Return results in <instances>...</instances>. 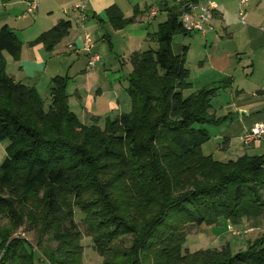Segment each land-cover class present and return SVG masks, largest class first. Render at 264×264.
Returning a JSON list of instances; mask_svg holds the SVG:
<instances>
[{
	"label": "trees",
	"instance_id": "1",
	"mask_svg": "<svg viewBox=\"0 0 264 264\" xmlns=\"http://www.w3.org/2000/svg\"><path fill=\"white\" fill-rule=\"evenodd\" d=\"M180 9L168 10L166 20L158 24L152 36L155 50L134 52L129 57L131 71L125 91L131 102L130 112L105 120L102 130L96 125L80 124L68 109L67 77L51 80L49 106L45 110L33 86L14 82L6 74L2 52L15 59L21 43L6 25L0 27V141L8 142L0 164V215L16 222L14 199L44 189L45 208L57 217L55 228L49 230L57 244V252L47 254L52 264L58 254L62 256L60 264H81V234L73 220V205L81 207L91 230L95 229L92 221L113 227L110 232L90 234L101 264H139V256L148 245L157 247L153 264H264L262 239L235 254L228 246L194 252L184 249L185 226H212L219 219L235 225L242 217L262 216L264 169L260 156L219 163L199 153V147L209 139L202 126L221 122L211 112V100L219 87L183 95L191 85L184 65L188 48L181 47L179 54L171 49L174 36L189 35L179 23ZM105 16L113 28L121 29L134 23L138 14L124 18L117 7L111 6ZM69 28L70 23L61 20L29 44L40 43L51 51ZM47 123L43 130L36 127ZM63 124L81 134L83 140L96 138V153L64 139L60 133ZM144 127L149 139H166L175 150L179 165L187 162L178 173H187L188 177L184 179V175L182 179L188 187L181 190L178 174L161 177V186L167 191L161 196L158 214L153 221L138 227L119 217L109 192L125 179L121 173L129 168L130 160L148 161L151 166L157 163V152L141 136ZM112 165L119 167L118 172L112 170ZM106 174L109 180L100 183L98 176ZM87 185L94 190L97 209H90L86 202V209L80 205ZM4 234H0V249L6 241ZM121 236L131 237L128 247L114 244ZM18 243L21 257L17 261L35 264L31 247L23 241Z\"/></svg>",
	"mask_w": 264,
	"mask_h": 264
},
{
	"label": "crops",
	"instance_id": "2",
	"mask_svg": "<svg viewBox=\"0 0 264 264\" xmlns=\"http://www.w3.org/2000/svg\"><path fill=\"white\" fill-rule=\"evenodd\" d=\"M29 1L0 0V27L6 25L21 43L20 53L15 59L2 52L6 74L14 82L33 86L40 97L43 92L49 96L51 80L57 76L67 77L68 84L69 80L76 82L77 96L79 88L89 85L94 97L92 101L80 105H83V121L85 125H90L96 119L102 125L105 120H113L131 109L126 88H122L120 83L123 78L127 81L131 71V54L140 53L146 44L155 42L152 36L158 24L166 20L167 11L179 8L187 0H157L159 4L156 5L148 4L151 2L149 0H34L38 4L32 18L34 20L25 26L31 17L25 16ZM213 2V30L206 36L198 34L210 49L208 52L204 50L201 69L189 80L191 85L187 91L191 94L203 88L219 87L211 104L219 106L228 121L235 120L230 125L233 130L223 133L221 148L227 150L230 144L228 136H237L251 126L264 122V32L260 29L264 26V0H249L244 24L237 19L235 0ZM75 4L85 6L86 18L83 21L73 11ZM111 6L117 7L124 18L135 13L138 17L134 23L115 29L105 16L106 9ZM16 9L21 12L15 18L11 11ZM159 12L165 15L157 24L155 18ZM61 20L68 21L70 28L51 51H46L40 43L29 44ZM85 34L91 39V52L98 57L93 68L87 66L88 53L83 43ZM80 62L85 63L83 68L79 66ZM215 110L216 107H212L211 112L215 113ZM244 147L245 151L252 149L254 152L252 155L246 153L250 157L264 155L263 140H254ZM261 194L264 200V186ZM223 221L227 232L228 222ZM217 226H220L219 222ZM234 226L239 232L257 234L252 239L230 243L221 234L213 235L211 226L190 225L196 238L202 241L195 242L194 247H199L195 251L228 246L231 252L235 248L241 252L256 239H262L264 246V214L260 217H242Z\"/></svg>",
	"mask_w": 264,
	"mask_h": 264
},
{
	"label": "rangeland",
	"instance_id": "3",
	"mask_svg": "<svg viewBox=\"0 0 264 264\" xmlns=\"http://www.w3.org/2000/svg\"><path fill=\"white\" fill-rule=\"evenodd\" d=\"M149 1L151 2H149L148 4H159L157 0ZM11 12L12 16H15L16 18L18 14L20 15L21 11L16 9ZM163 14V12L158 13L157 17L155 18L157 24L159 23L158 21L163 20V18H161ZM32 18L33 17L28 18L29 20L25 23V26L30 25L32 20H34ZM203 42V39L195 33L190 34L186 37H183L182 35H176L172 39L171 49L174 54H179L181 47L183 46L189 49L184 61L185 68L188 69L189 80L192 79L193 76L200 71L201 62L205 57L204 50L208 52L210 49L209 44L204 45ZM156 48V43L150 42L149 44L145 45L141 52L147 50H155ZM79 66L83 68L85 66V63L80 62ZM75 83L76 82L69 80L68 84L67 79V106L68 109L75 114L77 121L80 124L85 125L81 111L83 105H80L85 101H92V98L94 97L92 87H90L89 85H85V87L79 88L77 96L75 92L77 86ZM120 83L122 85V88L123 86L125 88L127 87V81H125L124 78ZM119 90H121L120 87ZM46 93L47 92H43L41 96L45 110H47L49 106V96ZM79 95L81 96V99L79 98ZM183 95L188 96L189 92L186 90L183 92ZM211 105L212 107H216L215 113L213 111L212 112L217 119L221 120V122L219 123V125L202 126V128L207 130L209 139L199 147V153L202 156L210 157L211 159H213V161L219 163H226L228 161L235 162L243 156L252 155L254 153L252 149H247L245 151V147L242 144V137L246 133H248L253 126L244 131L242 134L233 137L228 136V138H230L228 149L223 150L221 148L223 143V133H227L233 130V126L230 125H233L235 120L232 122L228 121L226 116H224L225 114H223L220 110L219 106H215V104ZM129 112L130 108L127 113ZM103 124L101 125L95 121H92L90 125H96L99 129L102 130ZM47 126L48 123L43 125H36L38 130H41L42 127ZM45 133L46 132H44V134ZM60 133L62 134L64 139L71 142L83 144L90 152L96 153V138L83 140L81 134L69 129L64 124L60 127ZM141 136L144 141L157 152V163L151 166L148 161L130 160L129 168L127 170H123L121 173L125 174V179L123 181L117 182L109 192L110 199L117 207V213L119 214V217H121L122 220L129 225L136 224L138 227H142L143 224L147 221H153L155 216L158 214L157 210L159 202H161V196L163 192L167 191L161 186V177L165 176L167 178L168 176L178 174L179 177L177 180L179 182V186H181V190L183 191L188 187L182 179L183 176L187 173H178L179 169L181 167L183 168V166L187 164V162H185L184 165L183 163L179 165L180 163L178 161V158L175 156L176 152L174 149L170 148L166 139L162 136L158 138L155 137L154 139H149L147 129L145 127L143 128ZM7 144V141H0V164L5 158V147ZM246 153L249 155H246ZM260 157H263L264 165V155H261ZM111 168L112 170H114V172H118L119 170V167H116V165H112ZM186 177L188 176L185 175L184 179ZM98 180L100 183L104 184L105 181H108L109 179L106 174L98 176ZM181 190L179 192H182ZM93 192V188L87 185L83 194V202L82 204L80 203V205L84 207L86 206L84 205V202H86L88 203L90 209H97L95 205L98 203V201H96V197ZM14 203L16 204L15 208L18 213L16 222L8 220V218H6L5 216L0 215V234L5 232L4 238L6 240L5 242H3V246L0 249V262L2 264H24L17 261L18 257H21V245L18 242L23 241L31 247V250H33L35 264H52L51 261L47 258V254L49 252H57V250L55 249L57 244L51 239L49 230L51 228H55L57 217L54 216V213L47 212L45 208L44 189H38L37 192L31 195L23 196V198L20 194L14 199ZM73 207V220L81 234V237L79 239V246L81 248L80 262L81 264H101L102 259L94 251L93 242L91 240L92 236L90 234H103V231L110 232L113 227L109 224L106 226L105 223L98 224L97 222L92 221V226L95 229L91 230L90 221H84L86 215L84 212H81V207H76V205H73ZM58 219L59 221H62L59 217ZM218 222L220 226H217V224L213 227L211 226V233L213 235L221 234V236L224 239L228 240L230 243L240 242L241 239H252V237H255V234H257L256 232L250 234L244 231L239 232V229L234 225L232 226V224L230 223H228V231L226 232L225 224H223L225 222L222 219ZM230 225L232 226V228L230 227ZM193 229L185 226L183 230L186 237L184 249H188L189 251H195V249L199 248L194 247L195 242H202L200 238H196L197 235H195ZM237 232L240 234H237ZM130 239V236H121L114 241V244H122L123 246L128 247L130 244ZM15 242L16 244H14ZM245 242L246 241H244V244ZM156 249V246L148 245V247L143 252H141L139 256V264H153L156 261ZM235 249H233L234 251L231 252L232 254L237 253V250ZM58 255L59 257L53 264H60L62 262V256L60 254Z\"/></svg>",
	"mask_w": 264,
	"mask_h": 264
},
{
	"label": "built area",
	"instance_id": "4",
	"mask_svg": "<svg viewBox=\"0 0 264 264\" xmlns=\"http://www.w3.org/2000/svg\"><path fill=\"white\" fill-rule=\"evenodd\" d=\"M248 3L249 0H235L236 16L241 24L245 23ZM37 5V1H29L27 4L25 16L33 17L37 9ZM180 7L181 9L178 20L182 27V30L185 33H195L206 36L207 33L213 30L212 20L215 9L213 0H187ZM73 11L78 14L80 21H83L86 18L84 4H75L73 6ZM152 13L154 14L155 10H153ZM260 29L264 32V26H262ZM83 43L84 49L88 53L87 66L88 68H93L98 60V57L96 54L91 52V39L88 34L84 35ZM254 140L264 141V122L255 124L250 129V131L242 137V144L244 146H248Z\"/></svg>",
	"mask_w": 264,
	"mask_h": 264
}]
</instances>
